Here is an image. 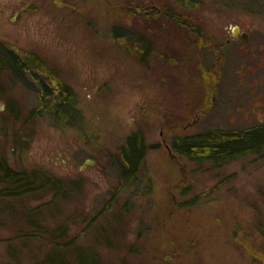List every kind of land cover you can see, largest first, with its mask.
Returning <instances> with one entry per match:
<instances>
[{"label": "rangeland", "instance_id": "1", "mask_svg": "<svg viewBox=\"0 0 264 264\" xmlns=\"http://www.w3.org/2000/svg\"><path fill=\"white\" fill-rule=\"evenodd\" d=\"M235 27L250 48L264 40V0H0V42L38 55L41 78L67 83L81 113L69 126L32 117L39 79L0 71V157L36 185L7 196L0 184V264L59 251L68 264L78 252L97 264H262L264 148L220 167L170 148L249 131L231 100ZM216 43L233 53L219 62ZM138 131L154 149L123 177L119 148Z\"/></svg>", "mask_w": 264, "mask_h": 264}, {"label": "trees", "instance_id": "2", "mask_svg": "<svg viewBox=\"0 0 264 264\" xmlns=\"http://www.w3.org/2000/svg\"><path fill=\"white\" fill-rule=\"evenodd\" d=\"M157 14V13H156ZM150 50H147L148 54ZM44 62L34 53L21 54L7 44L0 42V71H7L17 82H26L27 75L39 79L43 94L39 95L41 106L32 110L31 116L46 114L56 122L72 125L81 115L77 108L75 91L63 80L41 78L39 69ZM154 146H148L145 135L141 132L131 134L124 145L119 148L122 165L121 175L135 176L144 164L147 152ZM174 152L183 154L198 164L211 162L220 167L224 164L255 153L264 148V128L253 129L243 133L209 130L191 136L176 137L171 147ZM34 177V176H33ZM27 172L15 171L8 162L0 157V184L7 187V196H18L36 190L35 179ZM35 186V187H34ZM61 249V248H60ZM58 249V250H60ZM58 252V251H57ZM56 253V252H55ZM49 255L47 264H68L63 252ZM85 254V253H84ZM83 253H77L79 264H97L96 259L89 261ZM264 264L263 258H255Z\"/></svg>", "mask_w": 264, "mask_h": 264}, {"label": "flooded vegetation", "instance_id": "3", "mask_svg": "<svg viewBox=\"0 0 264 264\" xmlns=\"http://www.w3.org/2000/svg\"><path fill=\"white\" fill-rule=\"evenodd\" d=\"M260 33L264 34V31H260ZM249 38V33L240 28L235 27L231 30V33L229 35V38L227 39V44L231 45L232 42H242L243 48H240V58L242 59V63L239 65V69H236V75L237 79L234 86V93H236V97L233 99L231 97V100L236 105L232 106L235 109L236 113H240L243 116V119L247 120V122L244 121H238L240 125H243V123L250 124L249 126H243L240 129H247V130H253V129H263L264 128V40L259 42L254 48H250L245 44L247 39ZM221 48L219 47V44L216 43L215 51L217 54V58L219 62L222 58H226L228 55H230L232 52H228V50L223 47V44H220ZM219 50H218V49ZM219 51V52H218ZM224 58V59H225ZM225 62V61H224ZM224 62L221 65V69H225ZM239 71V72H238ZM248 71H250L251 74H248ZM230 75V74H229ZM254 75V78H251ZM214 75L212 76V78ZM218 77V76H217ZM211 82L216 81V79H212ZM230 77L227 81L230 83L226 89L230 90L233 89V79ZM234 94L233 92H231ZM211 104H214V98L210 100ZM214 106V105H213ZM232 107L227 108V112L230 114V122L231 124L236 123V121H232V119L237 120V117L231 113ZM212 108V106H211ZM252 111L254 113L255 117H257L258 121L255 122L252 119H248V116L246 114H249L248 112ZM263 112V113H262ZM262 114V115H261ZM261 116L263 117L261 119Z\"/></svg>", "mask_w": 264, "mask_h": 264}]
</instances>
